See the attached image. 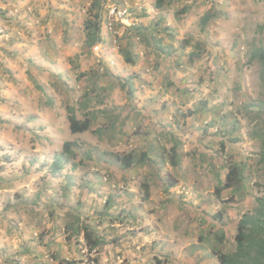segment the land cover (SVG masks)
<instances>
[{"label":"rangeland","instance_id":"obj_1","mask_svg":"<svg viewBox=\"0 0 264 264\" xmlns=\"http://www.w3.org/2000/svg\"><path fill=\"white\" fill-rule=\"evenodd\" d=\"M155 1L0 0V264H222L221 255L264 264V63L252 58L264 49V0H164L153 15ZM113 4L130 24H111ZM31 47L69 68L70 84L77 75L85 90L119 101L108 121L92 123L110 153L104 170L80 162L84 149L45 172L63 152L55 141L64 129L42 132L41 116L68 115L53 88L63 91L70 75L31 69L21 55ZM109 60L132 67L114 77ZM133 135L130 148L124 137ZM130 153L133 168L148 155L136 179L115 158ZM232 168L239 177L225 185ZM72 223L88 224L101 243L90 247Z\"/></svg>","mask_w":264,"mask_h":264},{"label":"crops","instance_id":"obj_2","mask_svg":"<svg viewBox=\"0 0 264 264\" xmlns=\"http://www.w3.org/2000/svg\"><path fill=\"white\" fill-rule=\"evenodd\" d=\"M151 6L153 9L156 10L153 12V15H155V13L159 14V12L162 11L164 8V6L157 8L155 6V4L154 5L151 4ZM155 18H158V17L155 16ZM45 51H46V49L41 47L40 52L37 53L35 51V48L31 47L27 51L25 49H22L21 55H22V57L32 58L30 60V61H32V62H30L31 63L30 67H31V69L34 68L37 72H39V70L41 68H49V70H54V72H56L55 70H58V69L63 70L65 68V66L62 67L60 62H54V63H51V61L49 62L48 59H51V58L45 55L46 54ZM34 52H36V53H34ZM53 57H55V58L59 57V54L54 55ZM46 60H47V62H46ZM14 66H16V65H14ZM131 67L132 66L130 64H126V63L123 64L119 61L117 66H114V67L110 66L107 68V71H108V74H110L114 77H117V75L125 76L126 72H123V70L129 71ZM67 69H69V68H65V70H67ZM61 74L70 75V73H68V72L64 73V70L61 71ZM71 75H70V80H66L67 83L66 84L64 83V86H63L64 90L63 91L62 90L59 91V89L57 87L53 88V90H54L53 99L54 100L59 99L60 104L62 103L61 100H63V103H65L66 101H69V103H70L69 106H64L63 109L69 111L68 115L70 113H73L76 116V118L79 120L88 119L90 122V129L84 130L81 132L71 131V135H70V133H69L70 122H69V119L67 118L68 115L62 113L63 111H61V109H58V107H57L58 110L56 109L57 112H59L58 117L55 115H51L50 118L48 119L47 115L41 116V120L43 122H45V124H46L45 125L46 127L42 130V132H44V133H46L47 131L51 132V133L54 132L53 133L54 135H58L59 132H61V130L64 129L63 136L60 139L55 141V147H57L59 149L61 145L64 146L65 142H72V145L70 146V148L68 150H64V147H63V152L60 151V149L56 151V152H61V153L59 155H57V157L55 159H51L49 161L50 163H48V165L46 166L47 169L45 170V172H47V171L56 172L57 170L63 168L64 164L60 159V158H62L61 157L62 154L66 155L67 153H69L70 155H73L74 154L73 150H75V152L78 150H81V152H83L82 150H84V149H85V151L80 156V162L82 164L86 163V166L91 167L92 170H93V168L104 170L107 166V163H109L108 162L109 160H107L108 156L106 157V155L110 154V153L104 152V149H107L108 146H107V144H104V146H103V145H101V142H98V141H100V140H98L100 134L98 135V134H95L92 132V130H91L92 123L95 121H98V120H101L102 123L103 122L105 123L106 121H108L107 119L111 118L110 115L115 111L114 109L117 108V103L119 104V101L116 102L114 99H107V100L102 99L103 97H100V96H104V95H98V94H103L102 89L101 90L97 89L96 91H92L90 89L85 90V87L79 82L80 79H77V75L75 76V79H74V81H76V83L70 84L72 82ZM63 78H65V77H63ZM110 87H111V85H110ZM87 90H89V91H87ZM111 92L115 96L119 97V94L122 92V90L120 89V87L114 86V90H113V88H112V90L109 89V93H111ZM108 97L111 98L110 96H108ZM57 106H59V105H57ZM59 108H60V106H59ZM95 109H96V111H94ZM112 109L114 111H112ZM163 112H164V110H162V113ZM165 115H166V120H167V117H168L167 108H166V111L164 112V116ZM103 119H105V121H103ZM114 122L115 121L110 123L109 126L111 128L114 126V124H115ZM167 122H169V119L167 120ZM166 130L167 131L163 135L164 141L167 140V135L169 134L168 131H171V129L167 128ZM99 131L101 132L100 129H99ZM96 135H97L96 140H94V137ZM134 137H135V135L124 137L126 140L125 142H127V140L129 138L131 139L132 142L129 143L130 148H134V140H135ZM80 138H81V140H83V139L87 140V143L83 147L80 146V142H79ZM75 142H77V143H75ZM96 142L100 143L98 145V147H96L95 145H92V143L95 144ZM166 145H167V142H166ZM141 146H143V148H144V145H141ZM100 148H104V149H100ZM122 149H124V147H122ZM145 150H146V148H145ZM94 153H95V155L98 156V161L95 160L96 161L95 163H97V166L90 159L91 158L90 155L94 154ZM162 153H165V151L163 150ZM141 154L143 155L144 153H141ZM115 158H116L117 163L121 164V159H120V161H118L119 160V159H117L118 156H116ZM103 159H105V160H103ZM139 160H140L139 162L136 161V163H137L136 167L137 168H133V166L135 165V162H133V161H132L131 165L128 166L129 168L132 169V172L130 173L129 176H132L133 179L137 178L136 175L138 174V172L140 170H144V167H143V165H145L144 160L141 159V157ZM150 161H153V160H150ZM54 162H58V167L53 168ZM89 163H91L92 166ZM164 163L166 164V168H168V161L165 160ZM78 164L79 163H72V165L70 167V171H72V172L75 171L79 167ZM134 169H136V170H134ZM157 172L158 171H156V169H155V173H157ZM130 182L132 185L136 183L135 180H130ZM161 183L164 186V188H163L164 190H167V189H168V191L171 190V187L170 188L168 187L169 183H165V181H162ZM107 186H108L107 188L109 189V185H107ZM162 193H164V192H162ZM129 196L133 197L136 195H133L130 193Z\"/></svg>","mask_w":264,"mask_h":264},{"label":"trees","instance_id":"obj_3","mask_svg":"<svg viewBox=\"0 0 264 264\" xmlns=\"http://www.w3.org/2000/svg\"><path fill=\"white\" fill-rule=\"evenodd\" d=\"M164 5V0H156L155 1V6L157 8H160ZM95 39V37H93ZM125 60L129 63H132L134 61H132V59H129L128 56H125ZM252 58L255 59H259L261 62L264 63V49H256L255 52L252 54ZM68 119L70 122V129L73 132H81L84 130H88L90 129V122L88 119L85 120H79L76 118V116L73 113H70L68 115ZM72 145V142H65L64 143V148L65 150H68L70 148V146ZM172 150V160H170L172 165H177L180 161L178 159V155H177V145L174 144L171 148ZM177 151V152H176ZM174 153V154H173ZM147 159V157H145ZM132 157H130V155H126L121 157V161L125 166H130L132 163ZM58 167V162H54L53 168ZM239 177V173L237 172V170H234V168H232L231 171L228 172L227 174V180L225 182V185H228L231 181L236 180ZM175 182H171L169 183V186H174ZM257 221H259L260 223L263 224L262 227H264V218L262 217V219H258ZM256 221V222H257ZM255 222V223H256ZM244 223H243V219H241V221L239 222V230L242 229ZM70 228L72 229V231H76L77 234H79L80 229L82 228L83 230V235L85 240L87 241V243L90 245V247H95L97 246L99 243H101V238L94 232V230L88 225V224H84L81 227L78 224H70ZM260 228V227H259ZM243 233L239 232L236 235V240H237V244H238V248L241 249L243 246ZM221 263L222 264H232V261L228 260L225 255H221ZM72 263V261H69L68 259H60L58 261V264H70Z\"/></svg>","mask_w":264,"mask_h":264},{"label":"built area","instance_id":"obj_4","mask_svg":"<svg viewBox=\"0 0 264 264\" xmlns=\"http://www.w3.org/2000/svg\"><path fill=\"white\" fill-rule=\"evenodd\" d=\"M106 11L111 21V24L113 23V20L122 22L124 24H126L125 22H128V24H130L129 19H128L129 13L127 12L126 9H121L117 5L113 4V5H108V7L106 8ZM100 47H101V44L99 43L93 46V51L97 55H99ZM99 57H100L98 58L99 61L103 60V57L101 55ZM109 64H114V61L109 60Z\"/></svg>","mask_w":264,"mask_h":264},{"label":"clouds","instance_id":"obj_5","mask_svg":"<svg viewBox=\"0 0 264 264\" xmlns=\"http://www.w3.org/2000/svg\"><path fill=\"white\" fill-rule=\"evenodd\" d=\"M102 62L104 63L103 60H102ZM105 65H106L107 67H110L111 64H109V61H107V62L105 63ZM146 154H147V153H146ZM129 155H130V157H132V153H130ZM143 155H144V154H143ZM143 155L141 154L140 157H141V159H143L144 161H146L147 159H146L145 157H147L148 155L145 156V157H143ZM131 161H133V157H132V160H131ZM172 182H174V181H172ZM174 186H175V185H174ZM169 188H170V187H169Z\"/></svg>","mask_w":264,"mask_h":264}]
</instances>
